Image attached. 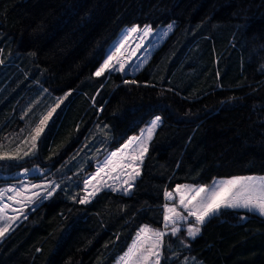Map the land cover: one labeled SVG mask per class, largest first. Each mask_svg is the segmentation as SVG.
<instances>
[{
	"label": "trees",
	"instance_id": "16d2710c",
	"mask_svg": "<svg viewBox=\"0 0 264 264\" xmlns=\"http://www.w3.org/2000/svg\"><path fill=\"white\" fill-rule=\"evenodd\" d=\"M172 21L137 72L95 76L123 28ZM156 115L131 189L78 203L96 162ZM12 148L0 173L52 165L60 186L0 239V264H112L142 224L163 226L165 191L264 174V0H0V150ZM187 257L264 264V216L223 209L195 239L165 235L161 264Z\"/></svg>",
	"mask_w": 264,
	"mask_h": 264
},
{
	"label": "snow or ice",
	"instance_id": "6c2138e0",
	"mask_svg": "<svg viewBox=\"0 0 264 264\" xmlns=\"http://www.w3.org/2000/svg\"><path fill=\"white\" fill-rule=\"evenodd\" d=\"M138 27L139 26L132 27L128 33L124 34L125 37L131 33H136ZM171 28L172 25H169L168 29L171 30ZM150 32L151 28L146 26L144 28V35H148ZM162 35H167V32L162 33ZM117 43L119 46L114 45L113 47L115 50L110 54H106V59L95 71V76H103L106 72H120L126 76L130 69L138 70L141 67V64L136 63V59H139V57L134 51L128 54V60L127 63H125L123 60L124 53L121 52L124 45L120 42ZM133 57H135V59H133ZM141 63H143V61H141ZM124 83L135 84L136 81L125 79ZM62 102L63 101L61 100L60 103ZM60 103L56 104V108L60 107ZM56 108H53L43 119L40 120V125H46L53 112L56 111ZM160 122H162L161 117L156 116L150 122V127L146 129V139L141 138L140 136L129 138V140L121 146L122 149H128L129 145H132L134 141L137 142L138 146L132 149L130 155H121L120 160L115 162L112 158L117 157L121 150L118 149L117 151H112L110 156L105 157V160L101 162L103 167L97 169L92 179L99 177L107 167H111L112 172H116L117 169L122 171L128 169L130 170L127 172L128 180H125L124 183L128 184V187L131 188L132 184L130 181H134L135 178L140 175L139 164L143 162V157L148 151V142L152 139L153 132ZM44 131V127H36L34 129L32 140H38ZM33 147H35V144H33ZM24 155L27 156L28 153L25 152ZM4 158V156H0V160H3ZM83 183L84 188L87 189L89 180L85 179ZM32 187L39 188L40 185H32ZM58 187L59 185L50 182L48 189L45 190V196H40L38 192L33 193V195L38 196L42 200L46 197L52 196L53 192ZM108 187L112 191L118 190L111 185H108ZM98 190L99 189H97V191ZM124 191L127 193L128 189H124ZM174 191L179 196L178 204L173 203L171 206L165 204L163 211L164 226L165 228L171 226L170 232L153 230L148 226L141 227L136 234L133 244L129 247L125 255L121 257L123 264H150L151 258H154V264H160V250L163 247L162 238L165 235L176 236L183 227L182 222L189 221V218H194V223L188 224L186 234L187 237L195 239L201 232V226L211 218L215 217L223 209L243 208L248 212L264 216V176L259 178L254 176L232 177L219 183H215L212 186L178 184ZM94 194L95 193L93 192L85 195L78 200V203H89V195ZM164 195L167 198H172L173 192L165 191ZM7 199L13 200L14 197L10 195ZM4 210V207H0V213H3ZM0 219H3V217L0 216ZM12 219L15 220L17 217H12ZM6 231H8L7 226L0 227V238L5 235Z\"/></svg>",
	"mask_w": 264,
	"mask_h": 264
},
{
	"label": "rangeland",
	"instance_id": "374dc122",
	"mask_svg": "<svg viewBox=\"0 0 264 264\" xmlns=\"http://www.w3.org/2000/svg\"><path fill=\"white\" fill-rule=\"evenodd\" d=\"M169 25H172V28H173L175 25V22L172 21L170 23H167L165 25H160L158 27H151L149 25L133 24L130 27L132 28L134 26H139L138 31L136 33H133L135 38L133 40H131V42H129L128 43L129 45L127 44V46H126V42H127L130 35L125 37L124 34L128 33V32L125 30V28H123L120 31V33L118 34V36H116L113 39V41L110 43V45L108 46L106 54H110L112 51H114L115 49L113 46L114 45L119 46V44L117 42H120L125 47V48L123 47L124 49L123 48L121 49L122 53H124V57H123L124 62L127 63L128 54L130 52L134 51L136 53V55L139 57V59H136V63L141 64V67H142V65L146 62V60L151 55L155 46L164 38V36H166V35H162V33H164V32L168 33L169 32V29H168ZM146 26L151 28V32L148 35H144V28ZM105 59H106V55H105L104 59L102 60V62L100 63V65L98 66V68L101 66V64L103 63V61ZM133 59H135V57H133ZM141 61H143V63H141ZM138 70H131L130 69L128 71V74L135 73ZM66 94L68 96L69 91H66L64 94L60 95L56 99L52 109L56 108V104L60 103L61 100L64 101L67 98ZM62 103H60V105ZM46 115H44V116H46ZM156 116L161 117L160 115H156ZM156 116L152 117L139 130L138 133L131 134L122 145H124L129 140V138L140 136L141 138L146 139V137H147L146 129L148 127H150V122ZM38 126L45 128L46 125H38ZM34 129H33L32 133L29 137V139L32 142H34L32 140V136L34 135ZM153 134H154V132H153ZM148 144H149V142H148ZM21 145H23V144L20 143V145H18L16 147L21 148ZM121 146L109 151L105 156H103L101 159H99L96 162L95 168L92 171L87 173V176L85 179H88L89 183H88L87 189L84 188L83 193H82V197H84L85 195H87L89 193H93V192L96 194L99 190H101L103 188H109L108 185H111L112 187H114L118 190H124V189L130 190L131 189L128 187V184L124 183L125 180H128L127 172L130 171L128 169H125L123 171L120 169H117L116 172H112L111 167H107L104 169V172H102L99 177L92 179V177L96 173L97 169L99 167H103V164L101 162L105 160V157L110 156V153L112 151H117L118 149L121 150L117 157L112 158L115 162H118L120 160L121 155H130L132 153V149L137 147L138 145H137V142L134 141V143L132 145H129L128 149H122ZM20 155H21L20 149H13L12 148V149L0 150V156H4L5 159L17 158V157H20ZM51 166L52 165H41V164L32 165L31 164V165H27V168L21 169L19 171L14 172V173L13 172L12 173L11 172L10 173L9 172L0 173V175H2L3 177H8L11 175H18L14 179L6 178V179L0 180V207H4V209H5L3 213H0V216L3 217V219H0V227H6V226L8 227V231H6L5 234L7 232H9L20 220L25 218L29 214L30 210L34 209L40 202H42L48 198V197H46V198L41 200L38 196L33 195V193L38 192L40 194V196H45L46 195L45 190L48 189L50 182H54L55 184L60 186V176L54 175L55 170L50 171ZM140 166H141V163L139 164V171H140ZM239 176H243V177L254 176V177L259 178L261 176H264V174L248 173V174H239V175H232V176H218V177H215L209 183L183 182L180 184H182V185H194V186H201V185L212 186L213 184L219 183L223 180L230 179L232 177H239ZM130 183L133 184V181H130ZM32 185H40V187L34 188V187H32ZM175 188L167 190L169 192H173V197L172 198L166 197V203L165 204H169L170 206L173 203L178 204L179 196L174 191ZM97 189H99V190L97 191ZM17 193H19V194H17ZM10 195L12 197H14L13 200L7 199V197ZM94 195H89V199H91ZM12 217H17V219L13 220ZM189 223H194V218H189V221L182 222V224H183L182 229H186ZM143 226H148L150 229L160 230V231H165V232H170V230H171V226H169L168 228H165L164 223H163L162 227H156V226L149 224V223H144V224H142L141 227H143ZM177 226H180V225H177ZM135 238H136V235H135ZM164 238H165V236L162 238L163 244H164ZM133 241H132L131 245L133 244ZM128 249L123 254H121L119 257H117L114 260V262H112V264H123L121 257H123L125 255V253L128 251ZM162 253H163V247L160 250V264H161V259H162ZM150 264H154V258L150 259ZM180 264H199V263L195 259L187 257V258H184L182 263H180Z\"/></svg>",
	"mask_w": 264,
	"mask_h": 264
},
{
	"label": "built area",
	"instance_id": "2783aa9c",
	"mask_svg": "<svg viewBox=\"0 0 264 264\" xmlns=\"http://www.w3.org/2000/svg\"><path fill=\"white\" fill-rule=\"evenodd\" d=\"M131 29V27L130 26H127V27H125V30L127 31V32H129V30ZM135 38V36L133 35V33H131L130 34V36H129V38H128V40H127V42H126V46H127V44L129 43V42H131V40H133ZM129 45V44H128ZM125 48V47H124ZM123 48V49H124ZM121 52H122V50H121Z\"/></svg>",
	"mask_w": 264,
	"mask_h": 264
}]
</instances>
